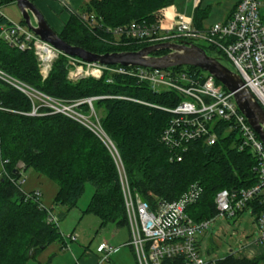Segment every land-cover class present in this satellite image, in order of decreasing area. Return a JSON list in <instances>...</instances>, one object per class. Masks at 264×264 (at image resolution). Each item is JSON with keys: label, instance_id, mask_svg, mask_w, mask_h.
I'll list each match as a JSON object with an SVG mask.
<instances>
[{"label": "trees", "instance_id": "obj_1", "mask_svg": "<svg viewBox=\"0 0 264 264\" xmlns=\"http://www.w3.org/2000/svg\"><path fill=\"white\" fill-rule=\"evenodd\" d=\"M11 2L15 0H0L2 6ZM172 4L173 0H88L78 13L69 15L57 33L67 43L97 54L137 51L147 44L114 37L104 28L154 22L155 13ZM84 13L94 16L101 26L84 22L80 18ZM193 17L195 26L204 28L208 10L198 4ZM7 23L8 19L0 15V33L2 25ZM21 24L25 25L23 19ZM205 49L213 55L212 50ZM187 67V70L200 71L197 67ZM0 69L41 93L68 102L97 96L135 99L93 100L94 110L101 114L100 124L113 149L87 126L63 113H52L50 108L39 106L37 113L31 114L32 100L0 78V169L5 171L0 179V264H28L31 249L35 250L32 259H36L49 245L64 240L59 223L48 222V211L40 208L34 199L32 194L36 189L21 188L19 177L29 167L57 184L55 203L67 209L77 205L85 185L91 184L94 191L83 214L99 217L101 227L107 223L129 227L118 160L131 191L147 201L151 209L160 203L178 200L194 185L200 187L199 197L186 210L195 222L218 215L215 197L219 191L229 189L239 193L259 181L256 156L248 148L239 150V133L225 121L216 123L215 144L194 140L187 150L180 151L181 160H177L174 151L161 140L173 115L158 107L176 106L180 96L175 92H155L147 84L124 75H114L111 82L107 81L108 74L101 79L87 77L73 82L67 76L68 60L63 55L54 61L49 75L43 79L34 51L19 50L1 37ZM80 108L89 114L87 103ZM248 209L257 221L264 212V203L257 197L236 216ZM206 251L210 254L212 250ZM263 262L264 252L248 258L231 251L209 264ZM162 264H184V260L183 257L166 258Z\"/></svg>", "mask_w": 264, "mask_h": 264}, {"label": "built area", "instance_id": "obj_2", "mask_svg": "<svg viewBox=\"0 0 264 264\" xmlns=\"http://www.w3.org/2000/svg\"><path fill=\"white\" fill-rule=\"evenodd\" d=\"M59 1L65 2V0ZM191 1H194L196 6L200 0ZM262 8H264V0H239L226 20L198 28L192 16L179 13L172 4L158 10L155 13L154 22H132L114 28L105 27L104 30L114 37L124 40L133 39L146 43V46L160 43H192L204 49L209 48L213 51L212 56H221L233 66L232 71L241 77L243 86L250 90L254 99L264 107ZM1 9L0 3V15L5 16ZM80 18L93 27L99 26L94 16L84 13ZM0 37L19 50H33L43 79L49 75L54 61L63 55L67 58L70 68L68 78L73 82L87 77L101 79L105 74L109 76L107 81L111 82L114 75H124L134 78L139 83L147 84L155 92L177 93L180 100L176 106H158L173 115L161 135V140L174 151L177 160H181L180 151L187 150L188 144L194 140L202 139L209 145L215 144L218 140L217 121L229 123V127L236 129L239 133V150L248 148L256 156L259 164V181L254 187L239 193L229 189L219 191L215 197L218 215L235 217L249 201L257 197L264 203V144L238 108L233 92L227 90L207 71L184 70L180 69L181 66L161 69L86 62L59 51L49 42L42 40L26 25L14 23L9 19L7 24L2 25ZM169 52L171 51L167 50L165 53H153V55L162 56ZM0 78L32 100L31 114H36L39 106L48 107L52 113H63L84 124L103 140L106 134L100 121L98 120V124H95L91 116L83 112L80 106L87 103L90 111L96 116L93 107L95 99L116 97L135 100L125 96H97L68 102L41 93L1 69ZM4 173V168L0 169V179ZM119 174L131 234L128 244L133 248L138 264H162L164 259L176 257H183L184 264L213 262V259H206L202 254L199 239L213 219L195 222L186 212L187 206L199 197L200 187L194 185L178 200L160 203L155 209H151L147 201L131 191L122 164L119 167ZM32 195L39 202V207L48 211L47 221L58 224L57 215L51 212L52 209H47L42 204L40 190L36 189ZM256 224L260 232L259 240L264 241V212L258 216ZM75 239L76 236L71 234V241ZM115 250L116 247L108 241L100 242L99 263L109 261L110 255Z\"/></svg>", "mask_w": 264, "mask_h": 264}, {"label": "rangeland", "instance_id": "obj_3", "mask_svg": "<svg viewBox=\"0 0 264 264\" xmlns=\"http://www.w3.org/2000/svg\"><path fill=\"white\" fill-rule=\"evenodd\" d=\"M85 1L88 0H84V2ZM236 1L237 0H201V8L208 10V17L204 19V24L206 26H210L218 22H223ZM173 5L181 14H185L186 16H192L194 14V1L173 0ZM1 10L10 21L18 24L22 22V14L16 2H11L3 5ZM261 12L264 15V8H262ZM214 57L216 56L214 55ZM222 63L231 70L234 69L228 61L223 60ZM180 69L187 70L188 67L183 66ZM69 71L70 68L68 67V74ZM89 114L88 116H91V120L95 124H98V120L101 114L98 113L95 116V113L92 111H90ZM104 141L109 143L107 135ZM109 145L114 149L112 144L109 143ZM118 162V167H121L119 160ZM19 180H24L21 187L24 191H31L33 189L40 190V192L42 193V204L47 209H50L51 207L53 208L51 212L57 215L59 220V229L61 232L65 233V231H67L68 229H70L71 231H73L74 229H78L80 232L82 227H84L88 231L90 230V233H92L91 238L94 237L93 239L97 240L99 237L97 231L101 233H105L107 231L108 233H110V229L116 228L117 226L114 223H107L105 226L100 228L101 220L99 217L92 213L83 214V211L88 206L94 191L93 186L89 183L85 185V190L79 197L77 205L71 209H67L65 205L55 203V197L58 191L57 184L44 175L37 173L33 168L29 167L26 170H23L21 172ZM119 230L122 232L125 239L128 240V238L130 237V228L123 226L120 227ZM72 234H74L75 236L77 235L75 231ZM200 238V249L206 259L222 258L231 251L239 255L243 246H247L253 243L264 247V243H259L260 232L255 221V216L251 214V211L249 209L236 217H226L221 215L216 216L210 222L208 229L202 235H200ZM72 242L73 241H71V243ZM96 243L97 242H95L94 244ZM56 244L59 245L58 242H56ZM56 244L51 245V247L48 249L54 250ZM207 249L212 250L210 254L207 253ZM58 256L59 253H57L56 256L52 257L50 261L44 262L42 260V257L38 255L36 259L31 258L28 264H58V259L54 262V259Z\"/></svg>", "mask_w": 264, "mask_h": 264}, {"label": "water", "instance_id": "obj_4", "mask_svg": "<svg viewBox=\"0 0 264 264\" xmlns=\"http://www.w3.org/2000/svg\"><path fill=\"white\" fill-rule=\"evenodd\" d=\"M15 2L21 11L25 25L42 40L49 42L69 56H76L86 62L106 65L121 64L161 69L193 66L207 71L227 90L233 92L238 108L264 144V107L254 99L251 91L243 86L244 83L237 73L209 54L203 47L192 43H160L143 47L137 51L97 54L64 41L31 0H15ZM162 50L171 52L162 56L153 55ZM22 166L19 164V167ZM34 251L31 249L30 258L33 257Z\"/></svg>", "mask_w": 264, "mask_h": 264}, {"label": "crops", "instance_id": "obj_5", "mask_svg": "<svg viewBox=\"0 0 264 264\" xmlns=\"http://www.w3.org/2000/svg\"><path fill=\"white\" fill-rule=\"evenodd\" d=\"M238 1L239 0L235 2L233 7L237 4ZM83 2L84 0H65L64 3L60 2L59 0H36L35 5L41 11L51 27H53V29L58 32L63 29V26L68 20L70 14H76L79 12ZM200 2L201 0L198 4H200ZM231 13L232 9L226 16L225 20L230 16ZM119 228V226H116V228L110 229V233H108L107 231L105 233L97 231V234H99L97 240L93 239L94 237L91 238L92 233H90V230L88 231L84 227H82L80 232L78 229H74L73 231L68 229L67 231H65V233L62 232L63 234H65L64 240L58 242L59 245L56 244V242L51 244H56L54 250L48 249L51 247V245H49L38 255L42 257V260L44 262H48L52 257L56 256L57 253H59V256L54 259V262L58 259V264H136V258L133 249L128 244L131 239V234L128 240H126ZM74 231L77 235L76 239L71 243V234ZM104 240L115 246L116 250L110 255L109 261L99 263V244ZM95 242L97 243L94 244ZM259 243L264 242L260 241ZM263 252L264 247L253 243L247 246H243L241 248L240 254L248 258H254L262 254Z\"/></svg>", "mask_w": 264, "mask_h": 264}, {"label": "bare ground", "instance_id": "obj_6", "mask_svg": "<svg viewBox=\"0 0 264 264\" xmlns=\"http://www.w3.org/2000/svg\"><path fill=\"white\" fill-rule=\"evenodd\" d=\"M202 70V69H201ZM34 115V114H33ZM109 143L112 144V142L109 140ZM113 145V144H112Z\"/></svg>", "mask_w": 264, "mask_h": 264}]
</instances>
